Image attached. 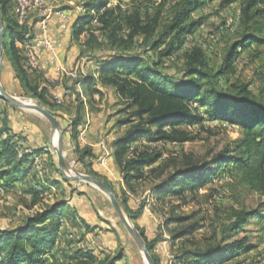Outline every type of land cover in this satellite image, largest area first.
<instances>
[{
    "label": "trees",
    "instance_id": "1",
    "mask_svg": "<svg viewBox=\"0 0 264 264\" xmlns=\"http://www.w3.org/2000/svg\"><path fill=\"white\" fill-rule=\"evenodd\" d=\"M108 1L86 0L83 4L85 12L77 15L72 22L73 34L78 38L95 19L110 49L109 54L96 58V77L93 74L81 75L76 83L90 95L100 93L93 86L96 80L101 85H110L120 97L127 99L128 107L134 108L128 118L119 122L120 126L127 128L112 141V156L125 186L131 189L134 181L143 178V169L151 167L162 155L158 151L134 148L135 142L142 139L178 143L192 140V136L178 127L199 123L203 119L200 109H205L210 120L239 126L241 138L233 149L225 148L208 160H189L183 167L172 170L154 185L151 193L161 198L171 194L180 195L184 189L196 190L208 184L218 171L227 167L236 172L244 185L264 197V104L249 91L248 84L229 83L225 86L226 82L222 80L226 72L234 70L239 50L243 52L253 44H264V0H243L240 14L245 30L231 44L217 69L210 67L200 46L194 44L184 47L186 37L203 24V19L192 18V13L204 7L207 0H178L170 21L161 27L158 13L144 21L137 11L127 13L119 5L107 7ZM233 1L220 0L219 5L225 7ZM12 5L13 0H0V13L5 25L3 56L10 63L24 93L50 106L55 101L51 96L54 102H50L49 86L43 74L30 71L23 64L24 57L19 53L20 50L22 54V47H18L16 42L26 46L32 34L26 36L28 29L23 26L24 22L21 24L16 16L13 18L9 15ZM139 47L142 49L136 50ZM183 48L182 65L170 71L166 59ZM74 91L78 105L71 123V137L77 155L76 162L81 164L82 172L112 188L105 176L94 171L91 161H85L92 158L94 153L79 141L80 128L85 123V110L82 96L75 87ZM51 113L57 118L55 113ZM21 139L6 119L0 122L2 185L24 181L28 176L36 178L38 172H32L36 166L35 160L50 152L47 146L24 148ZM51 159L48 166L60 175L61 181L68 185L74 183L62 177ZM162 170L158 171L157 177H160ZM47 184L40 180L39 188H31L35 200L48 188ZM50 184L59 186L60 181L54 180ZM127 201L126 196L123 197L120 205L128 217L136 221L143 212V203L134 209ZM263 211L262 207H255L233 212L231 221L223 227L216 242L203 248L182 249L175 256V264H224L239 252L252 250L255 246L248 236L234 237L250 219L263 221ZM72 216L78 219L76 210L64 200H57L43 204L25 219L23 225L14 229H0V264L53 262L48 257L51 255L49 252L56 245L65 219ZM186 219L188 216H171L166 219V223L181 224ZM136 228L146 241L155 264H160L159 257L153 253L156 239L149 241L144 229L138 225ZM197 228V222L181 226L171 232L172 239L186 237ZM82 256L97 264H115L121 259L117 255L96 260L90 252H83Z\"/></svg>",
    "mask_w": 264,
    "mask_h": 264
},
{
    "label": "rangeland",
    "instance_id": "2",
    "mask_svg": "<svg viewBox=\"0 0 264 264\" xmlns=\"http://www.w3.org/2000/svg\"><path fill=\"white\" fill-rule=\"evenodd\" d=\"M47 1L55 9L66 10L72 17L68 19L66 47L67 49L74 47L75 57L70 63L62 61L57 66L61 65L66 70H73L77 64H82L79 68L82 67L83 75H95L96 58L109 54L110 49L105 34L99 30L95 19L84 28L78 38L73 34L72 22L77 15L85 12L83 4L86 0ZM177 1L109 0L107 7L119 5L121 10L127 13L137 11L144 21L158 13L161 27L170 21L176 10ZM242 2L243 0H235L225 7H220V0H207L204 7L192 13V18H202L203 24L186 37L184 47L194 44L200 46L210 67L217 69L222 64L223 57L231 44L237 41L245 30L240 14ZM14 7L15 1L13 0V5L9 9V15L13 18L15 17ZM23 26L28 29L26 36L37 30L32 20ZM56 28L59 31L57 26ZM141 49L139 47L136 50ZM182 50L184 48L166 59L170 71L177 70L182 65ZM19 53L22 56L20 50ZM239 54L234 61V70L226 72L222 80L226 82L225 86L229 83L248 84L249 91L264 104V44L261 46L253 44L243 52L239 50ZM23 64L25 66V62ZM81 75L74 78L64 75L61 80L62 87L70 90L71 93L75 92L74 87H76L82 96L84 110H87V106V112H92L98 119L102 130L97 136L117 138L127 128L124 125L120 126L119 122L128 118L134 108L128 107L127 99L120 97L112 86L101 85L97 80L93 86L100 93L90 95L79 83H76ZM0 81L11 95L26 98L29 102L37 103L57 115L63 128V149L66 160L73 166V169L77 170V155L70 133L78 105L76 95L68 103L66 97L62 96L63 103L60 105L53 101L51 95H49L50 102L56 105L51 103L52 105L48 106L40 103L36 98L24 93L19 82L16 81L10 63L4 56ZM200 110L203 112L202 121L178 127L192 136V140L178 143L142 139L133 144V147H138L139 150L158 151L162 155L151 167L143 169V178L134 181L131 189L125 186L114 158L108 164L100 161L104 173L107 172L105 175L100 171L101 175L110 181L119 203L125 196L128 199V205L134 209L143 203L142 214L136 221H131L135 226L138 225L144 229L149 241L156 239L153 253L159 257L160 264H175V256L180 254L182 249L203 248L216 242L221 236L223 227L231 221L233 212L255 207L264 209V197L244 185L236 172L227 167L218 171L208 184L196 190L184 189L180 195L171 194L161 198L151 193L154 185L172 170L183 167L189 160H208L225 148L233 149L241 138L239 126L220 120H210L205 109ZM89 117L81 130L82 132L84 130L81 140L85 139L89 120L91 121ZM4 119L15 129L22 128L21 131L30 129L28 125L33 123V126L35 125L41 132H47L45 137L48 138L50 124L42 115L30 109L17 108L0 97V122ZM110 145L112 147V144ZM105 147L109 152V158L113 153V148L111 152L108 142H105ZM49 149L54 158L50 161L57 165L55 153L50 146ZM35 164L40 165L41 169L47 168L45 172L39 173L37 178L28 176V179L17 181L14 184L2 185L0 183V229H14L21 226L25 219L40 209L43 204L64 200L76 210L78 219L74 216L65 219L56 245L49 252L51 255L48 257L54 262L49 261L50 264H97L96 261H87L82 256L83 252H90L96 260L119 255L121 259L115 264H145L140 249L123 226L105 194L80 181H74V187H72L73 183L68 185L62 181L59 186L50 184L54 179H59L60 175L48 166V161L43 164L42 159L37 158ZM161 168H163L162 173L160 177H157ZM107 169H111L112 174ZM40 180L48 183V188L38 196V200H35L30 190L32 187L39 188ZM122 210L124 211L123 208ZM178 215L188 216V219L181 224L166 223L167 218ZM262 217L264 218V211ZM192 222L198 224V228L192 234L172 239L173 230ZM243 235L248 236L255 247L249 251L239 252L236 257L224 264H264V220L250 219L234 238Z\"/></svg>",
    "mask_w": 264,
    "mask_h": 264
},
{
    "label": "crops",
    "instance_id": "3",
    "mask_svg": "<svg viewBox=\"0 0 264 264\" xmlns=\"http://www.w3.org/2000/svg\"><path fill=\"white\" fill-rule=\"evenodd\" d=\"M71 18L72 17H70V15H68V19L70 20ZM52 26H53L52 34L54 36L58 37L62 42V46L58 50V62H62V61L65 62L66 61L67 63H70L71 60L75 57V49H74V47H70V49H67L66 43L68 41V35H66V33L62 34L61 32H59L57 30V28H56L57 25L55 24V20L53 21ZM67 29H66V32H67ZM30 43H32V39L27 43V45ZM45 60H46V55H45L44 61ZM81 65L77 64V66L73 70H69V72L66 73V75L73 77V78L81 75V72L83 75L84 73H83L82 67H81V69L79 68ZM87 66H88V64H87ZM41 73L43 74L45 81L48 83L49 89L53 88V89H55V91L58 95L63 96L64 98L66 97L67 103H68V101H72L74 99V94L71 93L70 90H66L62 87V82H61L62 78H58V79L56 78L55 66H45V68L42 70ZM16 81H18V80L16 79ZM75 89H76V87H75ZM69 95H71V96H69ZM86 108L88 110L87 106H86ZM87 110L85 111V121H86L87 117H89V116L91 117V121L89 120L87 130L85 132V139L81 140L83 135L80 133L79 134V141H80L81 145L84 144V145L91 148L92 152L94 153V156L92 158H88V160H85V161H87V162L91 161V164H92L94 171L101 174L100 171H102L103 173H104V171L102 169V166H101L102 164L100 163V161L103 162V164H105V163L108 164V163H110L111 159L113 158L112 155L108 158L109 152H107V149L105 147V142H108V146L110 147L111 146L110 144H112V141L114 138L97 136L98 133L102 129L99 126L100 124L98 123V119H96V117H94L95 114H93L92 112L89 113V112H87ZM11 127L16 133H18L22 137L21 144L23 145L24 148H29V147L33 148V147H37V146L43 147V146H47V144L49 145L50 128L48 131V138L46 139L45 134L47 135V132H45V131L41 132L40 129H38L35 125L33 126V123L30 124V126L28 125V127H30V129H28V130L24 129L21 131L22 128L17 130L13 126H11ZM83 127H84V125L80 128V130H82ZM41 128H42V126H41ZM47 147L49 148V146H47ZM110 150L112 152V147H110ZM49 151H50L49 154L44 153L40 157H38V159H42L43 164L45 161L49 162L50 157L53 158L52 151L50 149H49ZM45 157H47V158H45ZM76 166H77V170L82 172V169H78V168H81V164L76 162ZM46 169H45V167L43 169H41L40 165H36L32 172L37 171L38 172L37 176H38L39 173L45 172ZM107 171L112 174L111 169L110 170L107 169ZM105 173H107V172H105ZM105 175H107V174H105ZM37 176H36V178H37ZM56 180L61 181L60 178L59 179L57 178ZM74 185L75 184L73 183L72 187H74ZM91 187H93V186H91Z\"/></svg>",
    "mask_w": 264,
    "mask_h": 264
},
{
    "label": "water",
    "instance_id": "4",
    "mask_svg": "<svg viewBox=\"0 0 264 264\" xmlns=\"http://www.w3.org/2000/svg\"><path fill=\"white\" fill-rule=\"evenodd\" d=\"M4 29H5V25L2 19V15L0 13V73L2 69V60H3ZM0 96L5 101H7L8 103H10L11 105L17 108L30 109L39 113L49 122L50 124L49 146L55 153L57 167L62 177L66 180L80 181L85 184L91 185L97 188L98 190H100L103 194H105L109 198L110 203L113 209L115 210V212L117 213L123 226L129 233V235L131 236L137 247L140 249L145 261L148 264H155V261L147 248L146 241L144 240V238L142 237L141 233L136 228V226L132 223L128 215L122 210V207L119 201L117 200L113 189L104 182H102L101 180L89 174L82 173L73 169V166L67 162L66 155L63 149V141H64L63 128L58 118H56L48 109L37 103L18 100L17 97L11 95L4 89V87L1 84V81H0Z\"/></svg>",
    "mask_w": 264,
    "mask_h": 264
},
{
    "label": "built area",
    "instance_id": "5",
    "mask_svg": "<svg viewBox=\"0 0 264 264\" xmlns=\"http://www.w3.org/2000/svg\"><path fill=\"white\" fill-rule=\"evenodd\" d=\"M19 8L24 15V25L32 20L35 33H32V43L22 46V56L27 60V68L30 71L42 72L45 66H55L56 78H63L69 70L58 63V50L62 46L61 40L52 34V24L55 20L59 31L66 33L68 24V12L64 9H55L47 0H17ZM46 55V60L44 61ZM82 74V72H81ZM50 95L59 98L55 89H49ZM83 135V132L80 131Z\"/></svg>",
    "mask_w": 264,
    "mask_h": 264
},
{
    "label": "bare ground",
    "instance_id": "6",
    "mask_svg": "<svg viewBox=\"0 0 264 264\" xmlns=\"http://www.w3.org/2000/svg\"><path fill=\"white\" fill-rule=\"evenodd\" d=\"M14 1H15V7H14L15 16L17 17V19L19 20L20 23H23L24 22L23 12L19 8V4H18L17 0H14ZM16 45L18 47H22V43H20V42H16ZM25 66L27 67V60L26 59H25ZM53 98H54V101L56 104L60 105L63 103V102L59 101V98H55V97H53ZM18 100L29 102V100L26 98H18ZM145 264H148V263L145 261Z\"/></svg>",
    "mask_w": 264,
    "mask_h": 264
}]
</instances>
